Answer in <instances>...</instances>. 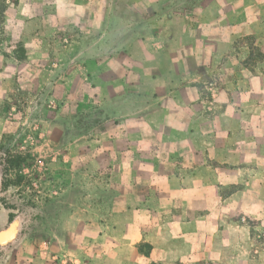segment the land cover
<instances>
[{"label": "rangeland", "instance_id": "1", "mask_svg": "<svg viewBox=\"0 0 264 264\" xmlns=\"http://www.w3.org/2000/svg\"><path fill=\"white\" fill-rule=\"evenodd\" d=\"M55 1H38L51 11L38 15L44 20L38 29L8 23L9 6L0 11V74L4 64L11 69L9 76L0 77V155L4 140L7 150L27 157L22 168L12 170L7 191L2 190L0 166V253L24 239L41 246L58 229L53 215L59 210L105 205L123 195V183L137 177L145 185L184 183L193 214L240 220L250 229L252 247L264 253V204H250L264 200V189L245 188L253 175L218 172L217 163L209 173L200 171L207 165L200 156L202 117L212 118L221 109L223 71L236 67L234 57L240 58L242 69L256 56H248L252 46L243 43L222 51L217 33L223 24H232L236 7L241 22H264V0H86L91 7L79 26L68 22L71 12L62 26ZM18 17L24 18L15 13ZM35 55L39 58H30ZM257 55L260 63L255 64L264 65L263 53ZM131 71L143 72L144 78L131 76ZM122 91H128L129 116L118 113L124 110L121 103L114 112L107 102ZM143 95L152 102L165 96L176 103L175 135L180 140L171 154L172 173H164L167 163L153 149L160 134H172L160 125L168 116L163 118L153 106L144 110L138 99ZM189 120L190 151L184 149ZM127 134L148 138L144 166L161 172L120 173L116 165L131 148ZM205 183L208 188L202 189ZM178 188L171 190L174 198L181 195ZM10 213L16 215L11 223Z\"/></svg>", "mask_w": 264, "mask_h": 264}, {"label": "crops", "instance_id": "2", "mask_svg": "<svg viewBox=\"0 0 264 264\" xmlns=\"http://www.w3.org/2000/svg\"><path fill=\"white\" fill-rule=\"evenodd\" d=\"M38 1L19 0L17 4L11 3L7 11L8 23L15 21L24 30L40 28L44 20L38 15L51 11L50 7L45 9V3L40 6ZM87 7L91 5L86 0L55 1V12L62 15V26L66 23L64 15L69 12L72 21H68L69 17L67 21L79 26ZM104 12H107V8ZM15 13L24 18H14ZM239 15V8H233L232 24L222 25L216 41L222 45V51L228 48L225 46L236 50L235 46L241 43L252 46L248 56H256L251 59L250 65L242 69L239 66L240 58L234 57L236 67L223 71L226 85L220 93L221 109L217 110L213 119L210 116L202 117L200 156L207 165H202L200 171L209 173V168L214 169L217 163L215 169L218 172L221 169L223 173L253 175L245 188L264 189V65L255 64L260 63L255 62L261 57L257 52L264 55V22H241ZM130 22L133 23L132 20ZM257 46L260 48L257 49ZM30 58H39V55ZM3 60L0 56V62ZM1 69L4 72L0 77L9 76V64H4ZM135 75L144 78L143 72L131 71V76ZM127 95L128 91H122L119 96L107 100L115 108L114 112L119 111L117 107L121 103L124 110L118 113L122 116L130 115ZM138 99L145 105L144 110L153 106L163 118L168 116L166 122L160 125L167 127L172 134H160L154 141L156 145L153 149L157 151V157L161 155L167 163L164 173H172L176 167L171 165V154L180 140L175 135L176 103L172 102L173 98L165 99V96L163 101L157 98L155 102L145 95ZM185 123L190 131L188 142L184 141V149L190 151L192 121ZM104 138L116 145L112 137ZM147 139L143 134L129 136L127 140L131 148L125 151L120 164L116 165L120 173L142 175L161 172L160 167L144 166L146 151L143 145ZM113 144L110 154L114 159L116 149ZM93 167L96 168V165ZM172 188L181 190L179 198H174ZM205 188H208L207 183L202 187ZM122 190L124 193L121 197L105 205L92 204L84 209L72 205L71 209L59 210L53 215L58 229L51 231L41 246L38 241L19 240L11 249L0 253V264H264V253L252 247L250 229L240 220L227 219L222 214L212 219L204 212L193 214L192 208L186 204L184 183L171 184L166 181L145 185L137 177L135 182L123 183ZM229 202L227 200L225 204ZM261 203L264 204V200L250 202L253 205ZM15 234L12 230V240Z\"/></svg>", "mask_w": 264, "mask_h": 264}, {"label": "trees", "instance_id": "3", "mask_svg": "<svg viewBox=\"0 0 264 264\" xmlns=\"http://www.w3.org/2000/svg\"><path fill=\"white\" fill-rule=\"evenodd\" d=\"M16 1L18 0H15V2ZM11 3L12 0H0V11L7 8V6H10ZM1 149L0 166L3 168L2 190L7 191L12 185V179H10L12 170L22 168L27 157L23 155V153H13L12 149L7 150L6 142L4 140L1 143ZM15 217L16 215L14 213H10L9 223L13 222Z\"/></svg>", "mask_w": 264, "mask_h": 264}]
</instances>
